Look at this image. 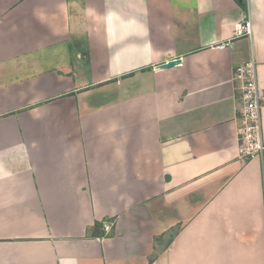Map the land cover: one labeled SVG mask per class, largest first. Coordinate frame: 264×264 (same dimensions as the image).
<instances>
[{
    "label": "crops",
    "instance_id": "0c3cea01",
    "mask_svg": "<svg viewBox=\"0 0 264 264\" xmlns=\"http://www.w3.org/2000/svg\"><path fill=\"white\" fill-rule=\"evenodd\" d=\"M250 60L264 0H0V264H264Z\"/></svg>",
    "mask_w": 264,
    "mask_h": 264
},
{
    "label": "built area",
    "instance_id": "2783aa9c",
    "mask_svg": "<svg viewBox=\"0 0 264 264\" xmlns=\"http://www.w3.org/2000/svg\"><path fill=\"white\" fill-rule=\"evenodd\" d=\"M246 18V17H245ZM238 34L252 37V28L248 20L238 28ZM228 46L222 45L225 49ZM234 81L241 94L239 108V148L238 160L247 164L264 155L263 106L264 93L259 85L258 67L254 60L238 66L234 72ZM112 226H106L110 231Z\"/></svg>",
    "mask_w": 264,
    "mask_h": 264
},
{
    "label": "water",
    "instance_id": "95a60500",
    "mask_svg": "<svg viewBox=\"0 0 264 264\" xmlns=\"http://www.w3.org/2000/svg\"><path fill=\"white\" fill-rule=\"evenodd\" d=\"M181 63H182L181 60H175V61H171V62H168L166 64H163L162 66H160V68L161 69H170V68H173V67L180 65Z\"/></svg>",
    "mask_w": 264,
    "mask_h": 264
}]
</instances>
